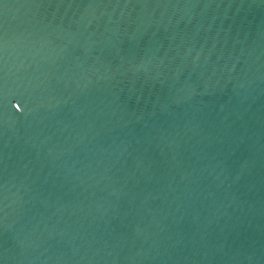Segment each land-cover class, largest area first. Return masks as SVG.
Instances as JSON below:
<instances>
[{
    "label": "water",
    "instance_id": "obj_1",
    "mask_svg": "<svg viewBox=\"0 0 264 264\" xmlns=\"http://www.w3.org/2000/svg\"><path fill=\"white\" fill-rule=\"evenodd\" d=\"M0 264H264V0H0Z\"/></svg>",
    "mask_w": 264,
    "mask_h": 264
}]
</instances>
